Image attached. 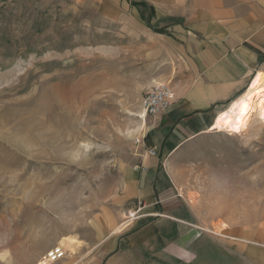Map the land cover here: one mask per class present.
Returning <instances> with one entry per match:
<instances>
[{"label":"rangeland","instance_id":"374dc122","mask_svg":"<svg viewBox=\"0 0 264 264\" xmlns=\"http://www.w3.org/2000/svg\"><path fill=\"white\" fill-rule=\"evenodd\" d=\"M189 5L0 0V264H39L54 246L67 254L51 264H82L136 226L122 182L149 118L141 99L168 80L154 82L167 74L154 29ZM248 88L235 133L208 130L174 154L179 231L148 264H264V72Z\"/></svg>","mask_w":264,"mask_h":264},{"label":"crops","instance_id":"0c3cea01","mask_svg":"<svg viewBox=\"0 0 264 264\" xmlns=\"http://www.w3.org/2000/svg\"><path fill=\"white\" fill-rule=\"evenodd\" d=\"M242 1L190 0L184 19L155 32L164 43L158 68L167 74L154 82L168 79L174 100L147 119L144 145L123 178L121 203L135 212L130 223L136 226L103 237L82 264H148L147 254L178 233L180 211L168 169L174 154L211 130L218 116L244 103L257 72H264V2L243 6ZM147 147L156 153L149 155Z\"/></svg>","mask_w":264,"mask_h":264},{"label":"built area","instance_id":"2783aa9c","mask_svg":"<svg viewBox=\"0 0 264 264\" xmlns=\"http://www.w3.org/2000/svg\"><path fill=\"white\" fill-rule=\"evenodd\" d=\"M174 100V92L169 83L160 82L155 84L147 90L140 102L141 116L145 119L159 113L165 112ZM216 129V128H215ZM145 134L141 137H136L135 144L144 145ZM146 152L149 155H154L156 149L154 147H147ZM67 254V251L62 246H54L42 256L43 264L55 263Z\"/></svg>","mask_w":264,"mask_h":264},{"label":"bare ground","instance_id":"6f19581e","mask_svg":"<svg viewBox=\"0 0 264 264\" xmlns=\"http://www.w3.org/2000/svg\"><path fill=\"white\" fill-rule=\"evenodd\" d=\"M250 116L251 107L245 103H240L232 111L218 116L212 124L213 126L211 128V131H225L228 132V134L232 135L233 133H235V131L238 130L237 124L245 122L247 119H249ZM130 215H133L132 211H130ZM59 243L61 245H67L71 247L77 242L73 237H64L60 240ZM1 257L4 258L5 255H1ZM39 264H43V260Z\"/></svg>","mask_w":264,"mask_h":264},{"label":"trees","instance_id":"16d2710c","mask_svg":"<svg viewBox=\"0 0 264 264\" xmlns=\"http://www.w3.org/2000/svg\"><path fill=\"white\" fill-rule=\"evenodd\" d=\"M134 4H135V3H134ZM154 31H155V32H159V33H164V29H163V27H159V28L157 27V28L154 29ZM260 60H261V58H260Z\"/></svg>","mask_w":264,"mask_h":264}]
</instances>
